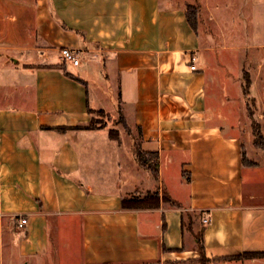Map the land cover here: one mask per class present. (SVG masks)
Listing matches in <instances>:
<instances>
[{
	"label": "crops",
	"instance_id": "0c3cea01",
	"mask_svg": "<svg viewBox=\"0 0 264 264\" xmlns=\"http://www.w3.org/2000/svg\"><path fill=\"white\" fill-rule=\"evenodd\" d=\"M188 4L195 0H0V264H199L201 229L207 264H264L234 258L264 251V150L252 148L250 127L218 105L208 110L207 53L217 61L224 47H206L201 14L192 27ZM244 4L248 39L229 49L256 54L242 75L264 123V0ZM62 47L76 51L75 68L100 64L110 92L91 93L87 70L69 71ZM107 93L131 158L118 132L76 127L90 122L88 109H106ZM134 145L157 152V176L136 163ZM163 162L179 166L172 186ZM149 192L153 205L124 207Z\"/></svg>",
	"mask_w": 264,
	"mask_h": 264
},
{
	"label": "rangeland",
	"instance_id": "374dc122",
	"mask_svg": "<svg viewBox=\"0 0 264 264\" xmlns=\"http://www.w3.org/2000/svg\"><path fill=\"white\" fill-rule=\"evenodd\" d=\"M188 1L191 2L192 0ZM244 1L245 0H195V3L199 6L200 18L202 20V23H198L200 39L206 42V47H212L214 44L222 48L224 47L221 51L213 53L217 61L214 60L210 53H207V59L212 68H207L206 70L209 77L207 83V107L208 110H213L216 105L220 106L222 114L226 119L237 121L241 128L250 127L252 129V121H255L259 124L261 131L264 123L257 119L260 108L257 107L252 96L244 94L243 89H239L238 83L240 82L241 86H244L245 81L243 79L242 70L252 67L250 65L253 62H251V60L245 61V57L249 56L250 58H254L256 54L252 56L250 51L243 49H237L236 52L234 51V54L229 49L232 43L236 42V45H244L248 39L250 10L248 9L249 7H246ZM66 64L68 70L73 73H76L82 68L87 70L86 74L91 93L98 91L100 86L110 92V87L100 71V64L94 62H89L87 64L82 63L76 68L69 63ZM217 70L221 73H218ZM216 87L219 88V90L216 89ZM106 95V98L102 96L101 100L102 105L106 109L95 110L92 113V118H94L96 124L103 125L106 130L110 129L113 133L118 132L120 134L123 146L121 155L125 158H131L130 140L128 135H126L127 130L123 126L124 124L119 113L113 110L115 105L111 101V94L107 93ZM249 112L253 113L251 117L249 116ZM134 133L137 135L136 131H134ZM243 137H245L244 133ZM252 148L261 149L255 146L254 143ZM248 156L253 158L251 153ZM161 167L164 184L172 186V183H176V177L180 173L179 166L173 163L168 164L163 162ZM145 171L149 172L148 169H145ZM134 180L137 181L136 179ZM134 180L128 181L127 183L132 184V182H135ZM141 195L142 194H132L131 196L140 197ZM200 262L204 263L205 260H199V263Z\"/></svg>",
	"mask_w": 264,
	"mask_h": 264
},
{
	"label": "trees",
	"instance_id": "16d2710c",
	"mask_svg": "<svg viewBox=\"0 0 264 264\" xmlns=\"http://www.w3.org/2000/svg\"><path fill=\"white\" fill-rule=\"evenodd\" d=\"M198 12H199V6L196 3L187 5L186 12H185L186 18H187L189 24L194 28H195ZM63 62H65V61L63 60ZM243 79L245 81L244 86H243V93L248 94L249 93V87L251 84V79H250V76L247 72H243ZM88 111L92 114L95 110L88 109ZM119 115H120L122 121L124 122L122 114L119 113ZM252 115H253V113L249 112V116L251 117ZM76 127H83V128H87V129H96V128H102L104 126L100 125V124H96L94 118H92L90 120V122L87 123L86 125L76 126ZM56 128L59 130L64 129V127H56ZM252 131L254 134V140H253L254 145L261 148L262 150H264V135L260 131L259 124L256 123L255 121H252ZM109 132H110V135L113 133L111 130ZM132 153H133L134 160L136 161V163L139 166L150 169L155 176L158 175V166H157L158 154H157V152H145V151H142L137 145H134L132 148ZM163 197H164V200L169 201L171 205L176 206L177 208L181 207V205L178 202L170 200L166 195H164ZM134 201L139 202L140 203L139 205H142V206L153 205L156 201V196L153 193L149 192L141 199H138L136 197L124 198L122 200V203H123L124 207H126L130 203H133ZM192 222H193L192 217L189 216L187 226L190 227ZM181 226H182V229H184L185 223L183 220V214H182ZM201 233H202V229L196 234L197 248L200 252V256H199L200 259L199 260H205V262L204 263L200 262L199 264H207L208 260L203 255L202 244L200 243L201 242ZM260 256H264V251H262V252H243L242 254L234 256V258H239V257L252 258V257H260Z\"/></svg>",
	"mask_w": 264,
	"mask_h": 264
},
{
	"label": "built area",
	"instance_id": "2783aa9c",
	"mask_svg": "<svg viewBox=\"0 0 264 264\" xmlns=\"http://www.w3.org/2000/svg\"><path fill=\"white\" fill-rule=\"evenodd\" d=\"M60 54H61V57L62 59L65 61V62H69L71 63L72 65H77L78 62H79V58L77 56V53L75 50L71 49V48H68V47H62L60 49ZM191 61H195V57L192 56L191 57ZM190 68L191 69H195V65L194 64H190ZM210 218H209V215L208 213L204 214L201 218V223L202 224H207L209 222ZM26 218L24 217H18L17 218V222H16V226L18 228H23L24 225L26 224Z\"/></svg>",
	"mask_w": 264,
	"mask_h": 264
}]
</instances>
